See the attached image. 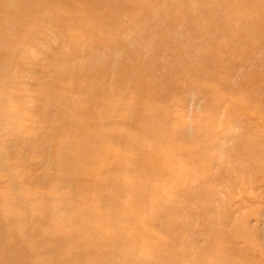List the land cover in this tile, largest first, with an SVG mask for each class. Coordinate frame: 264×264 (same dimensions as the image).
<instances>
[{
  "label": "rangeland",
  "instance_id": "1",
  "mask_svg": "<svg viewBox=\"0 0 264 264\" xmlns=\"http://www.w3.org/2000/svg\"><path fill=\"white\" fill-rule=\"evenodd\" d=\"M69 241L264 264V0H0V251Z\"/></svg>",
  "mask_w": 264,
  "mask_h": 264
},
{
  "label": "bare ground",
  "instance_id": "2",
  "mask_svg": "<svg viewBox=\"0 0 264 264\" xmlns=\"http://www.w3.org/2000/svg\"><path fill=\"white\" fill-rule=\"evenodd\" d=\"M70 243L71 242L69 241V244H66L63 247L61 246L56 248V250L60 252L58 264H74V262H76L77 258L75 257L77 256V254L75 252H73V254L69 252L71 251ZM4 259L5 255L4 253L2 254V252L0 251V264H7L3 261Z\"/></svg>",
  "mask_w": 264,
  "mask_h": 264
}]
</instances>
